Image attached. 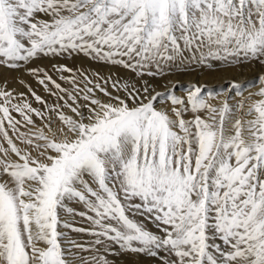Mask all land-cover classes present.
Returning <instances> with one entry per match:
<instances>
[{
	"label": "snow or ice",
	"instance_id": "6c2138e0",
	"mask_svg": "<svg viewBox=\"0 0 264 264\" xmlns=\"http://www.w3.org/2000/svg\"><path fill=\"white\" fill-rule=\"evenodd\" d=\"M0 264H264V0H0Z\"/></svg>",
	"mask_w": 264,
	"mask_h": 264
},
{
	"label": "bare ground",
	"instance_id": "6f19581e",
	"mask_svg": "<svg viewBox=\"0 0 264 264\" xmlns=\"http://www.w3.org/2000/svg\"><path fill=\"white\" fill-rule=\"evenodd\" d=\"M104 71H107V69H105ZM246 75H247V76H251L252 74H251V73H248V74H246ZM241 78H245V76L242 75Z\"/></svg>",
	"mask_w": 264,
	"mask_h": 264
}]
</instances>
